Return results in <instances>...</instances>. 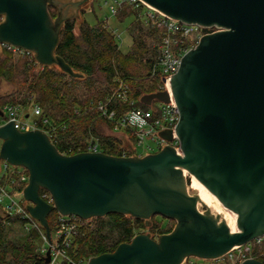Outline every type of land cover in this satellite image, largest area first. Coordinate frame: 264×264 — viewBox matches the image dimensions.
I'll return each instance as SVG.
<instances>
[{
    "label": "water",
    "instance_id": "water-1",
    "mask_svg": "<svg viewBox=\"0 0 264 264\" xmlns=\"http://www.w3.org/2000/svg\"><path fill=\"white\" fill-rule=\"evenodd\" d=\"M143 1L172 19L221 29L184 55L171 79L172 95L159 91L140 99L152 107L155 101L170 104L173 96L182 154L168 145L143 157L67 156L40 130L22 132L12 122L0 127V162L29 173L23 198L46 231V263L53 258L48 223L53 211L83 220L121 214L148 226L157 216L176 222L168 234L157 239L138 234L88 264L213 261L264 236V0ZM90 2L0 0V49L2 44L21 48L32 52L40 66L81 78L56 50L65 22L78 19ZM160 137L171 142L174 133L165 130ZM41 190L51 194L53 204ZM214 198L237 217L204 211Z\"/></svg>",
    "mask_w": 264,
    "mask_h": 264
},
{
    "label": "trees",
    "instance_id": "trees-1",
    "mask_svg": "<svg viewBox=\"0 0 264 264\" xmlns=\"http://www.w3.org/2000/svg\"><path fill=\"white\" fill-rule=\"evenodd\" d=\"M87 11L85 8L81 10L80 15L84 19L65 22L56 50V55L81 74V78H73L56 66H40L33 58L16 56L6 49H0V80L17 88L1 100L0 111L6 105H21L29 109L35 103L41 107L43 117L58 126L53 142L60 153H69V150H73L71 154L78 153L80 147L85 151V141L95 137L99 139L103 153L121 157L126 151L122 141L105 135L102 130L104 126L113 130L111 121L95 108L89 107V104L104 100L113 93L119 77L129 86V96L137 101L136 105L149 109L140 99L159 92L163 83L161 77H152L151 70L161 52L159 46L164 29L144 18L145 15L139 17V11L133 6L123 5L114 16L119 22L133 18L128 29L133 44L129 52L124 53L115 31L109 28V21L98 20L92 24L85 18ZM50 12L56 18V9L50 8ZM108 108L117 110L119 115L127 109L120 101H114ZM124 134L132 143L130 132ZM24 189L22 185L15 187L19 192ZM40 193L43 195L45 190ZM59 217L57 211L48 216L52 236L56 232ZM157 217L151 219L150 226L144 220L121 214L88 220L77 218L81 232L74 241L70 255L77 261L89 260L101 254L113 253L119 245L131 242L138 234L148 233L156 238L172 232L176 222L161 217L168 220V225L164 227ZM16 223L24 228L22 220L9 218L0 207V264H46L42 253L44 243L42 246L36 245L37 240H42L39 232L31 230L26 231L23 237H14L12 232ZM260 253L264 254V242L253 246V255ZM258 259L264 263V255L258 256ZM221 264L232 263L227 260Z\"/></svg>",
    "mask_w": 264,
    "mask_h": 264
},
{
    "label": "built area",
    "instance_id": "built-area-1",
    "mask_svg": "<svg viewBox=\"0 0 264 264\" xmlns=\"http://www.w3.org/2000/svg\"><path fill=\"white\" fill-rule=\"evenodd\" d=\"M111 2L113 15H116L123 5L129 4L139 11V17L145 15L144 18L149 19L154 25L164 29L159 46L161 52L152 66L151 75L152 77H161L163 83L160 86V91H168L171 95V79L178 72L184 55L194 49L204 36L221 30L215 26L202 27L172 19L152 8L143 0H111ZM115 34L120 40V35H118L117 32H115ZM1 49H6L16 54V56H27L35 60L32 52L9 44H2ZM129 92L130 88L127 83L122 78L117 77L116 89L113 93L107 95L104 100L93 101L89 104V107L95 108L103 117L111 121L115 133L120 131H124L125 133L130 132L133 142L129 147V151L126 150L123 152L121 157H143L145 156L144 152L158 153L168 145L174 147L179 154H182L180 142L175 132L178 125L179 110L173 96L170 104L159 102L158 106H155L153 103L152 107L144 109L136 105L137 101L129 96ZM114 101L122 102L127 108L125 112L119 115L117 114V110L109 109L108 105L113 104ZM30 109L32 110V114L25 111L21 105H6L3 109L4 117L0 116V127L6 123L12 122L15 128L22 132L40 130L46 133L54 144L53 140H55L58 126L52 124L50 119L43 117V111L39 105L32 103ZM165 130L173 131V141L168 142L160 137V133ZM84 149L85 151H82L80 147L78 153L102 152L100 150L99 139L95 137H91L85 141ZM138 149L142 151L138 152ZM71 151L73 150H69V153L62 154L67 156L78 154H71ZM28 183L29 173L25 172L24 168L12 166L4 162L0 174V207L9 218H19L22 220L24 222L25 231L29 232L35 230L39 232L44 243L42 253L46 258L47 251L50 248L46 232L42 231V225L32 218L27 211V205L24 206L14 199L15 187L19 185L26 187ZM42 198L49 204H53V198L47 191L42 195ZM77 218L78 217L75 216L60 215L56 232L53 236L51 235L52 247L50 249V254L53 258L46 264L89 263L90 259L77 261L70 255V250L74 241L81 232V227ZM158 237L159 236L155 239ZM263 242L264 236L256 238L246 245L238 246L229 254L213 261L190 259L184 264H221L227 260L232 264H242L250 259L259 260L258 256L261 257L264 254L260 253L257 256L253 255V246L262 244Z\"/></svg>",
    "mask_w": 264,
    "mask_h": 264
},
{
    "label": "rangeland",
    "instance_id": "rangeland-1",
    "mask_svg": "<svg viewBox=\"0 0 264 264\" xmlns=\"http://www.w3.org/2000/svg\"><path fill=\"white\" fill-rule=\"evenodd\" d=\"M92 1H93V3H92ZM111 6H112L111 0H91L90 4L87 7H84L86 10H88L87 13L85 14V18L92 24H95L98 20H104V21L108 20L109 21V28L111 30H114L115 32H117V34L120 35L121 39L119 40V45H120L121 50L124 53H127V52H129V50L133 44V39H132V37L129 33V30H128L130 24L133 21V18L130 17V18L126 19L124 22H119L118 19L112 14ZM78 19L82 20V19H84V16L80 15V17ZM16 89L17 88L15 85L8 83L6 81L0 80V102H1V100L4 99L5 96H8L9 94L14 93L16 91ZM158 104H159L158 101L154 102L155 106H158ZM24 110L28 112V111H30V108L26 109V107H24ZM30 112H32V110ZM31 118H32V116H31ZM102 130L105 133V135H110V136H114L116 138H119L122 141V147H124L125 150L129 151V147L131 146V143H130L131 141L128 139V136L124 134L125 133L124 131H120L118 133H115L108 126H104ZM138 150H139L138 152L142 151L141 149H138ZM155 152H158V151H155ZM144 153H145V155L153 154L150 152H144ZM3 163L4 162L1 161V165H3ZM190 177L191 176L188 174L187 181L190 179ZM14 199L17 202L22 203L24 206L27 205V202H25V200L23 198L22 192L15 191ZM208 208L209 207L206 204L203 206L204 211H207ZM223 208L226 210L225 207H223ZM223 208L218 207V205L215 202H212L211 208H209V210L210 211L219 210V211L225 212V210H223ZM157 221L164 227H166L168 225V220H164L161 217H158ZM149 223L151 225V220L149 221ZM146 225H147V223H146ZM22 227H20L18 225V223L14 224L13 225L14 232H12V236L23 237L24 234L26 233V231ZM144 232H146V231H144ZM42 244H43L42 240L39 239L36 241V245L42 246Z\"/></svg>",
    "mask_w": 264,
    "mask_h": 264
},
{
    "label": "bare ground",
    "instance_id": "bare-ground-1",
    "mask_svg": "<svg viewBox=\"0 0 264 264\" xmlns=\"http://www.w3.org/2000/svg\"><path fill=\"white\" fill-rule=\"evenodd\" d=\"M212 202H215V203L218 205V207H220V208H223V207H224L223 204L220 202V200H219L218 198L211 199L210 201H208V202L206 203V205H207L209 208H211V203H212ZM225 208H226V207H225ZM223 210H225V209L223 208ZM226 210H227L228 212H227ZM226 210H225V212H227V213H229V214H231V215L237 217L236 213L233 212L232 210H230V209H228V208H226Z\"/></svg>",
    "mask_w": 264,
    "mask_h": 264
},
{
    "label": "crops",
    "instance_id": "crops-1",
    "mask_svg": "<svg viewBox=\"0 0 264 264\" xmlns=\"http://www.w3.org/2000/svg\"><path fill=\"white\" fill-rule=\"evenodd\" d=\"M30 111H31V109H30ZM30 111H28L29 114L31 113ZM2 167H3V165H1V162H0V174H1Z\"/></svg>",
    "mask_w": 264,
    "mask_h": 264
},
{
    "label": "flooded vegetation",
    "instance_id": "flooded-vegetation-1",
    "mask_svg": "<svg viewBox=\"0 0 264 264\" xmlns=\"http://www.w3.org/2000/svg\"><path fill=\"white\" fill-rule=\"evenodd\" d=\"M158 218V217H157Z\"/></svg>",
    "mask_w": 264,
    "mask_h": 264
}]
</instances>
